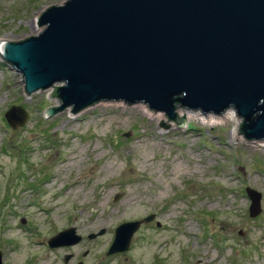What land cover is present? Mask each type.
Listing matches in <instances>:
<instances>
[{
    "label": "rangeland",
    "instance_id": "obj_1",
    "mask_svg": "<svg viewBox=\"0 0 264 264\" xmlns=\"http://www.w3.org/2000/svg\"><path fill=\"white\" fill-rule=\"evenodd\" d=\"M63 1L0 0V40L36 35L38 14ZM61 84L28 94L0 57L1 264H264V141L236 132L233 109L208 121L176 105L174 122L144 103L100 100L43 118ZM12 105L26 112L16 128L4 119ZM246 188L259 193L254 216ZM136 220L128 248L106 254L114 228ZM68 227L81 240L48 247Z\"/></svg>",
    "mask_w": 264,
    "mask_h": 264
},
{
    "label": "water",
    "instance_id": "obj_2",
    "mask_svg": "<svg viewBox=\"0 0 264 264\" xmlns=\"http://www.w3.org/2000/svg\"><path fill=\"white\" fill-rule=\"evenodd\" d=\"M36 22L43 26L36 35L0 40V57L20 73L28 94L62 83L52 94L58 105L43 118L100 100L144 103L174 122L176 105L213 114L230 107L238 132L264 141V0H64L45 7ZM25 117L21 106L4 112L10 128ZM179 120L182 126L184 116ZM245 193L254 216L259 193ZM139 223L118 224L106 254L125 251ZM80 240L68 227L47 245Z\"/></svg>",
    "mask_w": 264,
    "mask_h": 264
},
{
    "label": "bare ground",
    "instance_id": "obj_3",
    "mask_svg": "<svg viewBox=\"0 0 264 264\" xmlns=\"http://www.w3.org/2000/svg\"><path fill=\"white\" fill-rule=\"evenodd\" d=\"M2 41V40H1ZM146 108V107H145ZM228 109H232V108H226L225 110H223L221 113H219V114H210V115H207V116H205L204 118H206L208 121H210V120H219V119H222L223 120V118H226V119H228L230 116H233V110H228ZM176 110H177V108H176ZM227 110V111H226ZM146 111L148 112V109H146ZM178 112H183V110L182 109H178L177 110ZM151 112V111H150ZM186 113H185V115H190L191 113L188 111H185ZM149 113V112H148ZM208 114V113H207ZM194 115H201V114H198V112H195L194 113ZM159 120H161L162 122H165V117H164V114H162V113H156V115H155ZM203 116V115H202ZM214 122V121H213ZM218 123V122H217ZM214 124V123H213ZM238 126V125H237ZM237 126H236V132L238 133V129H237ZM263 148H264V146H263ZM179 173V169L175 172V174H178ZM81 186H80V184L78 183V182H75L74 183V185H73V188H74V190H75V193L77 194V191H79V188H80Z\"/></svg>",
    "mask_w": 264,
    "mask_h": 264
}]
</instances>
